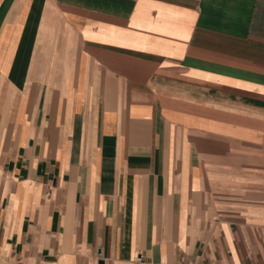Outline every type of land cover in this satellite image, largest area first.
Instances as JSON below:
<instances>
[{
	"label": "crops",
	"instance_id": "obj_1",
	"mask_svg": "<svg viewBox=\"0 0 264 264\" xmlns=\"http://www.w3.org/2000/svg\"><path fill=\"white\" fill-rule=\"evenodd\" d=\"M0 264H264V0H0Z\"/></svg>",
	"mask_w": 264,
	"mask_h": 264
},
{
	"label": "bare ground",
	"instance_id": "obj_2",
	"mask_svg": "<svg viewBox=\"0 0 264 264\" xmlns=\"http://www.w3.org/2000/svg\"><path fill=\"white\" fill-rule=\"evenodd\" d=\"M233 165V164H232Z\"/></svg>",
	"mask_w": 264,
	"mask_h": 264
}]
</instances>
